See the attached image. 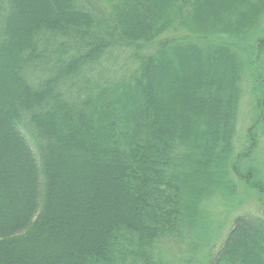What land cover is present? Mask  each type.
I'll return each mask as SVG.
<instances>
[{
    "label": "trees",
    "instance_id": "1",
    "mask_svg": "<svg viewBox=\"0 0 264 264\" xmlns=\"http://www.w3.org/2000/svg\"><path fill=\"white\" fill-rule=\"evenodd\" d=\"M262 18L264 0H0V264H170L232 173L264 209L241 169L264 140ZM250 35L259 115L236 156ZM209 256L264 264V217Z\"/></svg>",
    "mask_w": 264,
    "mask_h": 264
},
{
    "label": "rangeland",
    "instance_id": "2",
    "mask_svg": "<svg viewBox=\"0 0 264 264\" xmlns=\"http://www.w3.org/2000/svg\"><path fill=\"white\" fill-rule=\"evenodd\" d=\"M105 14L107 15L106 9ZM261 21H264V18ZM251 35L242 43L239 42L237 46L239 47L240 44H243L244 51L241 53L243 54L241 61L244 65V74L240 82L242 100L239 104V113L236 120V136L233 141L235 145L234 154L236 156L244 153L249 146L247 141L249 128L253 126L254 118L259 115V110L257 109L259 86L254 81L256 77L254 75L255 67L251 64L257 53L255 51V40L250 39ZM115 57L117 60L114 62V66L119 67L124 64V57ZM259 68L261 69V66ZM260 135L258 136V147L252 151L249 159L242 161L241 169L254 182L263 183L264 140L262 135ZM230 177L234 184V196L229 197L228 193H224L223 191L222 193L213 194L207 200H204L205 202L201 209L204 219V223L202 224L203 229L200 228L201 235H196L194 239H190L186 243L176 245L169 243L167 247H164V250L168 249L165 257L170 264H205V259L209 258L210 254H215L221 248L234 226L235 218L242 215L264 217V209L261 203L262 198L258 192L246 186V183L240 181L233 173Z\"/></svg>",
    "mask_w": 264,
    "mask_h": 264
}]
</instances>
